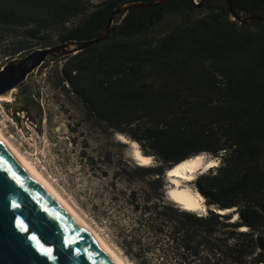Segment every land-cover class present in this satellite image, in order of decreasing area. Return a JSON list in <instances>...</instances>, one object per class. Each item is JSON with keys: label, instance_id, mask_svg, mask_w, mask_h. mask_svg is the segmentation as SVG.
<instances>
[{"label": "trees", "instance_id": "obj_1", "mask_svg": "<svg viewBox=\"0 0 264 264\" xmlns=\"http://www.w3.org/2000/svg\"><path fill=\"white\" fill-rule=\"evenodd\" d=\"M129 1L0 0V55L91 39ZM114 20L59 70L84 207L129 264H264V0H165ZM198 153L218 158L193 181L204 213L167 196L166 171Z\"/></svg>", "mask_w": 264, "mask_h": 264}, {"label": "water", "instance_id": "obj_2", "mask_svg": "<svg viewBox=\"0 0 264 264\" xmlns=\"http://www.w3.org/2000/svg\"><path fill=\"white\" fill-rule=\"evenodd\" d=\"M163 1L121 3L111 10L105 27L91 39L41 46L6 59L0 70L4 77L3 84L0 78V92L18 86L47 60L75 54L107 39L118 13ZM167 173L168 170L166 178ZM167 196L172 198L169 188ZM0 264H115L1 143Z\"/></svg>", "mask_w": 264, "mask_h": 264}, {"label": "rangeland", "instance_id": "obj_3", "mask_svg": "<svg viewBox=\"0 0 264 264\" xmlns=\"http://www.w3.org/2000/svg\"><path fill=\"white\" fill-rule=\"evenodd\" d=\"M195 1L198 2V0ZM114 23L115 20H113ZM168 25L165 24L161 30L168 29ZM64 57L59 56L43 62L18 86L5 93L0 92V96L8 97L7 101L0 100V129L74 210L121 255L106 230L92 218L87 208L84 207L78 196L80 185L78 183L74 185L71 182V178L78 182V179L84 176L80 173L77 164L82 136L78 134L80 126L77 125L79 119L77 105L72 103V95L62 86L57 85L59 70L65 62ZM4 64L5 59L0 55V70ZM0 78L3 84L4 77L1 75ZM63 85L68 89V84ZM29 96L32 97V103L29 102ZM74 127L78 128V132L71 130ZM97 136L92 139V146L97 144L95 140L101 138ZM73 138L77 140L76 144H72ZM123 138L127 139L126 136ZM114 140L121 141L118 135L114 136ZM131 149L130 143H127L125 155L128 157H131ZM153 163L154 159L151 158L148 165ZM198 170L195 177L202 174ZM193 181L184 183V185L198 192L193 186ZM205 211L199 212L204 213Z\"/></svg>", "mask_w": 264, "mask_h": 264}, {"label": "bare ground", "instance_id": "obj_4", "mask_svg": "<svg viewBox=\"0 0 264 264\" xmlns=\"http://www.w3.org/2000/svg\"><path fill=\"white\" fill-rule=\"evenodd\" d=\"M8 97L0 96V100L7 101ZM118 138L127 143L131 142L132 149L130 150V156L139 165H148L151 159L150 155L144 154L138 145L133 140H127L123 138L122 134L118 135ZM0 143L9 151V153L18 161L24 169L46 190L50 195L73 217L76 223L82 228V230L94 241L100 248L108 255V257L115 264H128L121 255H119L105 240L74 210V208L63 198L62 195L47 181V179L38 171L27 157H25L20 150L14 146L7 136L0 129ZM218 158L208 157L204 153H198L189 158H186L171 168L168 169L166 178L170 186L169 193L171 194L172 201L177 205H180L183 209L192 211H205V204L203 196L192 190L190 186L184 185L194 180L196 171L200 173L205 172L206 169L216 165ZM219 213H228L232 211V208L219 209ZM236 215L232 218L235 220ZM242 229V228H241ZM243 230V229H242Z\"/></svg>", "mask_w": 264, "mask_h": 264}]
</instances>
